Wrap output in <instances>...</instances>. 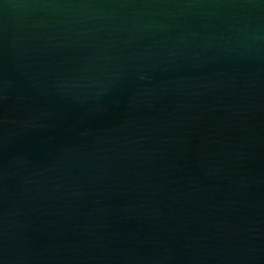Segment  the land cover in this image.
Returning a JSON list of instances; mask_svg holds the SVG:
<instances>
[{"label": "water", "instance_id": "obj_1", "mask_svg": "<svg viewBox=\"0 0 264 264\" xmlns=\"http://www.w3.org/2000/svg\"><path fill=\"white\" fill-rule=\"evenodd\" d=\"M0 264H264V0H0Z\"/></svg>", "mask_w": 264, "mask_h": 264}]
</instances>
